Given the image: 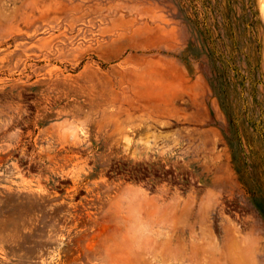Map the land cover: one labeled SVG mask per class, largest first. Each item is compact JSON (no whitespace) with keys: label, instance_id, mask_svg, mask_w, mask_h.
<instances>
[{"label":"rangeland","instance_id":"1","mask_svg":"<svg viewBox=\"0 0 264 264\" xmlns=\"http://www.w3.org/2000/svg\"><path fill=\"white\" fill-rule=\"evenodd\" d=\"M0 264H264V0H0Z\"/></svg>","mask_w":264,"mask_h":264},{"label":"bare ground","instance_id":"2","mask_svg":"<svg viewBox=\"0 0 264 264\" xmlns=\"http://www.w3.org/2000/svg\"><path fill=\"white\" fill-rule=\"evenodd\" d=\"M168 245V244H167Z\"/></svg>","mask_w":264,"mask_h":264}]
</instances>
